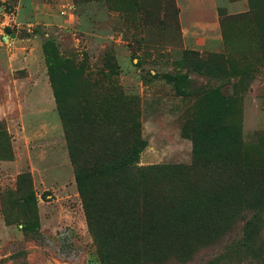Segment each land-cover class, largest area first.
<instances>
[{"label":"rangeland","instance_id":"rangeland-1","mask_svg":"<svg viewBox=\"0 0 264 264\" xmlns=\"http://www.w3.org/2000/svg\"><path fill=\"white\" fill-rule=\"evenodd\" d=\"M204 125L229 129L238 166L264 174V0H0V264H105L70 152L119 163L134 127L137 166L160 167L170 193L254 194L234 166L196 160ZM261 200L245 231L182 226L184 264H264Z\"/></svg>","mask_w":264,"mask_h":264},{"label":"trees","instance_id":"trees-1","mask_svg":"<svg viewBox=\"0 0 264 264\" xmlns=\"http://www.w3.org/2000/svg\"><path fill=\"white\" fill-rule=\"evenodd\" d=\"M210 127L204 125L194 131V157L208 161L213 167L217 163L234 166L232 170L235 172L231 176L246 184L253 181L250 189L255 187L254 194L237 196L229 193L227 197L219 198L218 193L202 194L198 188L186 187V178L176 181L185 186L180 193L176 190L170 193L161 181L160 167L137 166L146 142L138 138L136 127L131 132L132 146L119 163L113 162L111 155L100 154L89 157L87 165L81 166L78 153L70 152L76 167L77 191L102 262L184 264L190 261V250L180 237L187 232L182 226L190 221H195L200 228L214 229L218 238L231 233L232 225L236 223L244 222L243 229L247 230L248 221L243 217L252 213L257 198L264 200V174L256 178V171L240 168L229 152L232 146L228 137L230 130ZM209 173L211 179L210 170ZM207 185L210 192L228 187L225 182L218 184L217 188L211 181ZM170 195L175 199L171 200ZM235 199L239 202L234 203ZM183 203L187 207L182 213ZM230 203V209L224 210ZM172 214L190 219L179 225L176 219H171Z\"/></svg>","mask_w":264,"mask_h":264},{"label":"crops","instance_id":"crops-1","mask_svg":"<svg viewBox=\"0 0 264 264\" xmlns=\"http://www.w3.org/2000/svg\"><path fill=\"white\" fill-rule=\"evenodd\" d=\"M237 5H239V3H237V4H234V5H232V6L236 7ZM233 9H235V8H233Z\"/></svg>","mask_w":264,"mask_h":264}]
</instances>
